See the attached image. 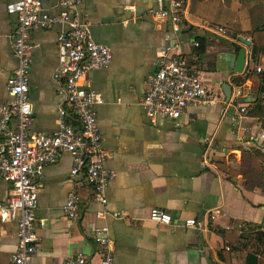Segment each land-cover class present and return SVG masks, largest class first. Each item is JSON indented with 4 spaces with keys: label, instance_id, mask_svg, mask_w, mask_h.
<instances>
[{
    "label": "crops",
    "instance_id": "1",
    "mask_svg": "<svg viewBox=\"0 0 264 264\" xmlns=\"http://www.w3.org/2000/svg\"><path fill=\"white\" fill-rule=\"evenodd\" d=\"M13 1L0 0V107L8 99L7 79L16 67L10 40L15 15L6 11ZM43 6L56 13L52 2ZM157 8L156 0H82L93 38L112 52L109 66L89 71L87 78L103 100L94 109L102 145L110 153L105 167L115 172L106 189L108 208L125 215L95 217L99 206L90 201L91 188L83 174L69 177L72 159L64 152L44 167L39 179L35 224L40 242L34 264H62L76 251L88 255L90 264H98L92 229L101 224L109 227L114 264H247L249 255L264 260V188L245 184L240 166L243 151L264 154L260 137L264 129L248 115V106L258 99L263 74L256 67L264 68V44L257 48L253 43V33L264 32V0L187 1L176 51L198 68L217 101L189 106L179 125L167 119L150 120L140 104L158 52L174 38L170 31L155 27L152 11ZM218 27L231 35L218 34ZM61 28L54 24L29 34L34 131L53 132L58 109L65 102L54 77ZM194 41L204 46L200 54ZM242 47L246 60L237 73L234 65ZM217 82L231 84L229 102ZM240 106H246V113H240ZM217 163L238 170L237 176H229ZM72 188L81 203L77 220L62 212ZM10 194V184L0 177V201ZM151 208L167 211L173 223L151 221ZM214 208L224 213L217 221L208 219ZM187 218L200 222V228L185 227ZM226 225L231 229L225 230ZM16 231L15 220H0V264H13ZM232 231L238 232L236 238Z\"/></svg>",
    "mask_w": 264,
    "mask_h": 264
},
{
    "label": "built area",
    "instance_id": "2",
    "mask_svg": "<svg viewBox=\"0 0 264 264\" xmlns=\"http://www.w3.org/2000/svg\"><path fill=\"white\" fill-rule=\"evenodd\" d=\"M52 2L56 13L44 8ZM158 8L152 11L155 27L170 31L174 38L165 42L157 54L156 69L146 79L147 91L140 101L150 120L167 119L179 125L178 120L189 106L212 105L217 99L200 76L198 68L189 63L184 54L176 51V35L183 30L188 0H156ZM82 0H16L6 6L8 14L15 15V28L10 36L16 58V67L7 79L8 99L0 107V177L8 182L11 194L0 201V220L17 223L16 248L13 264H34L39 250L40 236L35 219L39 193V179L46 165L56 162L68 152L72 165L69 177L83 174L91 188L90 201L99 207L95 217L115 219L124 217L120 211H110L106 189L115 172L105 167L110 153L102 145L94 106L103 102L87 78L91 70L103 69L112 61V52L92 36L87 14L81 10ZM54 24L62 28L57 34L58 64L54 77L60 82L59 92L64 105L58 109L57 128L53 132L33 130V111L29 98L30 51L29 34L35 28L46 29ZM218 34L230 36L223 27ZM195 47L199 46L194 41ZM256 72L264 68L256 67ZM240 91H238L239 94ZM241 114L246 106H240ZM264 138V133L260 135ZM254 141L259 137H252ZM69 220L81 215L77 191L72 188L62 206ZM224 216L219 208L212 209L208 219L217 221ZM148 218L159 224H172V216L164 210L151 208ZM183 225L200 228V222L187 218ZM230 230V226H224ZM92 236L99 250L98 264H114V245L106 224L94 226ZM264 247V244H263ZM62 264H90V257L82 251L65 256Z\"/></svg>",
    "mask_w": 264,
    "mask_h": 264
},
{
    "label": "trees",
    "instance_id": "3",
    "mask_svg": "<svg viewBox=\"0 0 264 264\" xmlns=\"http://www.w3.org/2000/svg\"><path fill=\"white\" fill-rule=\"evenodd\" d=\"M258 31V30H257ZM264 37L263 30L253 33V43L255 47L263 46L264 41L258 38ZM204 50V46L199 43L197 53L200 54ZM240 83V82H239ZM258 99L248 106V115L256 118L260 126L264 129V72L261 76V85L258 88ZM240 166L243 170V178L245 184L250 187L259 186L264 188V154L257 150L243 151ZM217 167L229 176H237L238 170L227 166L224 163H217ZM232 236L236 238L238 232L232 231ZM247 264H264V260L255 256H248Z\"/></svg>",
    "mask_w": 264,
    "mask_h": 264
},
{
    "label": "water",
    "instance_id": "4",
    "mask_svg": "<svg viewBox=\"0 0 264 264\" xmlns=\"http://www.w3.org/2000/svg\"><path fill=\"white\" fill-rule=\"evenodd\" d=\"M243 43H245L247 46L250 44V42L244 38H239ZM245 60H246V51L245 48H240L238 51V54L236 56V60H235V65H234V71L237 73L242 72L243 68H244V64H245ZM219 87H221L224 96H225V101L229 102L233 88L231 86V84L227 83V82H217ZM246 101H249V98L246 99Z\"/></svg>",
    "mask_w": 264,
    "mask_h": 264
}]
</instances>
